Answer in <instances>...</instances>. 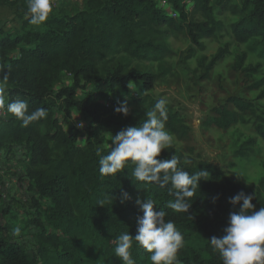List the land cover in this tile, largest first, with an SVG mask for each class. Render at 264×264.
Listing matches in <instances>:
<instances>
[{
	"label": "trees",
	"instance_id": "trees-1",
	"mask_svg": "<svg viewBox=\"0 0 264 264\" xmlns=\"http://www.w3.org/2000/svg\"><path fill=\"white\" fill-rule=\"evenodd\" d=\"M8 1L27 11L26 0H0V6ZM186 1L166 0L167 6L161 7L159 0H82L81 7L51 13L40 29L30 27L27 18L21 32L0 33V72L8 73L9 100L26 101L29 112L37 108L47 111L46 118L26 127L11 113L5 112L0 119V148H5L7 155L18 145L25 156L23 175L37 214L29 222L40 231L36 252L30 254L0 226V264H123L115 255V240L124 232L136 235L137 218L143 215L137 200L147 199L153 201L155 210L164 211L165 220L174 222L183 234L184 246L178 256L182 264H222L208 238L223 235L229 213L238 210L239 205L230 204L229 197L243 191L253 196L255 210L264 207L260 189L264 175L259 187L253 188L226 177L209 162L186 158L173 145L158 159L175 155L178 167L189 174L207 171L188 198L192 204L188 213L167 206L175 200L169 194L170 185L134 180L135 165L130 162L116 175L100 172L97 149L107 155L112 135L139 126L146 119L140 113L124 115L115 111L120 102L127 97L129 104L152 111L161 100L149 95L157 75L113 62L117 55L140 61L162 60L173 54L162 41L169 31L182 33L201 47L202 38L215 36L221 28L215 15L228 12L237 17L230 25L234 40L250 43L249 51L264 59V0H190L203 16L200 21L190 18ZM186 51L190 56L194 53L192 48ZM228 52L224 45L209 59L199 58L204 78ZM245 59V52L237 54L233 67L250 74L260 68L259 63L243 67ZM65 74L70 76V83L53 89ZM263 83L260 79L252 88L260 89ZM78 92L83 96L77 97ZM257 97L264 98V88ZM226 102L234 110L216 107L210 123L227 129L251 115L254 130L264 141V114H257L251 103L236 96L228 97ZM73 110L90 121L82 143L76 129L63 126V121L70 124ZM166 116L165 129L186 141L188 127L167 104ZM246 144L251 147L254 139ZM1 181L0 177V187ZM124 193L129 198L125 199ZM10 209L8 202L0 207V218ZM42 219L52 233L44 229ZM130 251L135 264H152L151 254L134 238Z\"/></svg>",
	"mask_w": 264,
	"mask_h": 264
},
{
	"label": "rangeland",
	"instance_id": "rangeland-1",
	"mask_svg": "<svg viewBox=\"0 0 264 264\" xmlns=\"http://www.w3.org/2000/svg\"><path fill=\"white\" fill-rule=\"evenodd\" d=\"M187 12L190 18L196 21L203 20L200 11L193 7L190 0L186 1ZM82 6V0H57L52 13ZM26 10L20 4L6 2L0 6V33L21 32L26 17ZM216 19L221 22V28L216 35L202 38L201 47H196L182 33L170 31L162 39L172 50L173 54L159 61L134 60L125 54H119L113 62L127 65L129 69L138 71H150L157 75L153 89L149 95L155 99H163L172 111H176L188 127V139L181 141L173 134L174 148L186 158L192 157L203 160L217 167L226 177L237 179L253 188L259 187L264 175V141L254 130L253 117L245 115V122H239L227 129H220L211 124L214 109L226 106L230 110L234 107L226 102L230 96H236L253 105L257 114H264V98H258L260 89L252 88L254 82L264 80V59L259 58L255 52L249 51L250 43H238L234 40L230 25L236 20V16L228 12L216 14ZM30 27L40 29V25L30 24ZM164 29V28H163ZM227 45L228 54L219 60L209 71L207 77H203V70L198 64L200 57L209 59L218 48ZM194 50L193 55L187 53V49ZM245 52L246 59L243 67L260 64V68L250 74L233 67L237 54ZM70 83L69 75H62L60 81L54 84L53 89L66 86ZM83 96L78 92L77 97ZM127 101L129 112L140 113L146 117L148 110L145 106L131 105ZM0 115V119L4 118ZM58 117L63 118L59 112ZM70 124L63 121L64 128L76 129L79 132V143H82L89 119L73 110ZM78 123L82 127L77 126ZM167 131V130H166ZM254 139V145L248 147L246 141ZM248 147V149H246ZM4 155L0 167L2 185L0 187V207L5 203L11 206L10 213L0 218V226L8 235L19 241L30 254H35L37 248L38 227L29 222V218L36 217L35 208L27 189L28 181L24 178L25 156L22 148L13 146L11 152ZM239 176V177H237ZM264 194V180L260 187ZM44 229L48 233L53 230L41 220ZM19 228V234L15 229ZM53 255V252H49ZM90 255L93 253L90 252Z\"/></svg>",
	"mask_w": 264,
	"mask_h": 264
},
{
	"label": "clouds",
	"instance_id": "clouds-1",
	"mask_svg": "<svg viewBox=\"0 0 264 264\" xmlns=\"http://www.w3.org/2000/svg\"><path fill=\"white\" fill-rule=\"evenodd\" d=\"M26 2V17L33 25L45 22L57 4V0ZM7 79L8 73L0 72V115L11 113L25 127L33 121L46 118L47 111L44 108L29 112L26 101L9 100ZM115 111L128 115L127 101L120 102ZM166 120V102L161 99L156 102L154 110L146 113L142 124L129 126L115 136L112 135L107 155H101V150L97 149V155L100 156V172L102 175H116L130 162L135 165L132 172L134 180L161 187L170 185L169 194L174 195L175 200L169 201L167 206L176 212L188 213L192 205L187 202L188 198L193 196L199 180L207 171L200 170L189 174L178 167L175 155L170 159H158L161 152L173 144V137L165 129ZM124 197L129 198L127 193H124ZM252 200L253 196L243 191L229 197L230 204L239 205L238 210L229 213L223 235L208 238L210 247L219 255L222 264H264V207L255 210ZM137 204L143 215L137 218L136 235L133 236L129 232L120 234L115 240V255L123 264H135L130 251L134 238L151 254L152 264H182L178 256L184 246L183 234L174 222L165 220L164 211L155 210L152 200H137ZM19 232V228L15 229V234L18 235Z\"/></svg>",
	"mask_w": 264,
	"mask_h": 264
},
{
	"label": "built area",
	"instance_id": "built-area-1",
	"mask_svg": "<svg viewBox=\"0 0 264 264\" xmlns=\"http://www.w3.org/2000/svg\"><path fill=\"white\" fill-rule=\"evenodd\" d=\"M158 3H159V6H161V7H166V6H167V2H166V0H159ZM171 15H172L173 17L176 16V14H175L174 12H172ZM77 126H78L79 128H81V127H82V124H81V123H78ZM3 155H4V151H3L2 148H0V167H1V162H2V159H3Z\"/></svg>",
	"mask_w": 264,
	"mask_h": 264
}]
</instances>
